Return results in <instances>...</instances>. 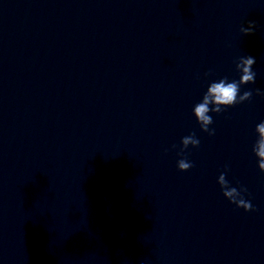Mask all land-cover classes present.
<instances>
[{
    "label": "water",
    "instance_id": "obj_1",
    "mask_svg": "<svg viewBox=\"0 0 264 264\" xmlns=\"http://www.w3.org/2000/svg\"><path fill=\"white\" fill-rule=\"evenodd\" d=\"M243 56L210 136L193 107ZM261 121L264 0H0V264H264Z\"/></svg>",
    "mask_w": 264,
    "mask_h": 264
},
{
    "label": "clouds",
    "instance_id": "obj_2",
    "mask_svg": "<svg viewBox=\"0 0 264 264\" xmlns=\"http://www.w3.org/2000/svg\"><path fill=\"white\" fill-rule=\"evenodd\" d=\"M254 23L249 22L247 28L241 27L240 31L244 35L253 34ZM256 60L252 56L240 57L236 64V69L240 73L239 80H233L229 82L227 78L220 79L219 81L211 82L207 91L202 97V100L193 107V114L200 125V129L208 135H214L215 129H210L209 125L213 123V118L209 115L210 112L221 113L224 109L234 106L238 103L250 100L252 97L251 91H245L240 94L241 85L251 84L255 82L256 73L253 71V65ZM259 94V89H257ZM255 133L257 139L253 145L252 151L257 157L258 168L261 172H264V121L258 123L255 127ZM200 140L196 138L195 133L185 136L181 140L182 155L189 145L192 147H198ZM177 167L180 171H188L193 167L186 157L177 161ZM218 183L221 187L222 193L226 199L235 204L238 208H243L246 212L253 211V205L250 201L245 200L243 193L247 191L245 188L237 189L229 185L226 180V173H221L218 177Z\"/></svg>",
    "mask_w": 264,
    "mask_h": 264
}]
</instances>
